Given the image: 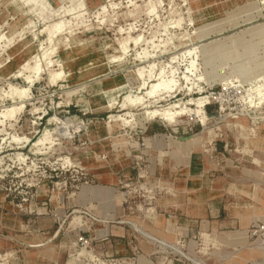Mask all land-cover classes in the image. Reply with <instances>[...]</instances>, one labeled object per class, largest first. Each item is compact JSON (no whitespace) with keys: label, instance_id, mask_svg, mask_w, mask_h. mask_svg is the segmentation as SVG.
Returning <instances> with one entry per match:
<instances>
[{"label":"rangeland","instance_id":"1","mask_svg":"<svg viewBox=\"0 0 264 264\" xmlns=\"http://www.w3.org/2000/svg\"><path fill=\"white\" fill-rule=\"evenodd\" d=\"M258 223L264 0H0V264H264Z\"/></svg>","mask_w":264,"mask_h":264},{"label":"bare ground","instance_id":"2","mask_svg":"<svg viewBox=\"0 0 264 264\" xmlns=\"http://www.w3.org/2000/svg\"><path fill=\"white\" fill-rule=\"evenodd\" d=\"M58 30V29H57ZM48 31V30H47ZM45 33V32H44ZM49 33H50V31H49ZM51 39V38H50ZM123 47V46H122ZM26 70H31L32 72H37V70H38V68H37V65L35 64V65H33V66H31V67H28V68H26L25 69V71ZM25 78V77H24ZM158 78V77H157ZM161 78H158V80H157V84H155V85H152L151 87H149L150 89L149 90H147V92H146V94H147V96L148 97H152V96H156V94H157V90H159V88L161 87V86H163V85H161V80H160ZM51 82H52V80H51ZM25 83L28 85V88L30 87V85L32 84V81L30 80V78L29 77H27L26 78V80H25ZM163 84V83H162ZM144 85V84H143ZM12 88V87H11ZM162 88V87H161ZM27 91H28V89L27 88H24V89H20V90H18V92H17V95L19 96V98H22V96H21V94H26L27 93ZM15 100H17V99H15ZM20 103V102H19ZM195 104V106H199V108L201 109V107L202 106H204L206 103L205 102H201L200 100L199 101H191V102H189L188 103V105L189 104ZM20 107H22L21 105L16 109V110H18V109H20ZM179 106H177V105H173V106H171V107H169V108H165V109H162V110H157V111H153L154 113H152V115L155 117V118H159V119H161V120H164V121H167V122H171V120H172V116L175 114H171V112H173V110H176V109H179L178 108ZM21 110V109H20ZM183 109H181V110H178L177 112L178 113H180L181 111H182ZM13 111L14 110H11V111H9V112H7L6 113V115L7 116H9V117H11L12 116V114H13ZM180 111V112H179ZM64 127H66V126H68L69 127V125H68V122H65L64 124ZM36 144H38V143H36ZM138 229V228H137ZM140 231V230H139ZM141 233V232H140ZM143 233V232H142ZM141 233V234H142ZM177 250V249H176ZM175 250V251H176Z\"/></svg>","mask_w":264,"mask_h":264},{"label":"built area","instance_id":"3","mask_svg":"<svg viewBox=\"0 0 264 264\" xmlns=\"http://www.w3.org/2000/svg\"><path fill=\"white\" fill-rule=\"evenodd\" d=\"M253 235L261 249L264 251V223H258L253 231ZM82 241V239H80ZM105 264H120L118 260L110 259ZM124 264V263H123Z\"/></svg>","mask_w":264,"mask_h":264}]
</instances>
